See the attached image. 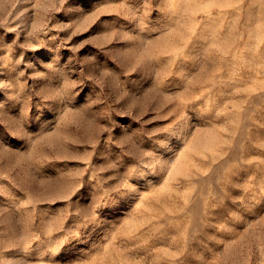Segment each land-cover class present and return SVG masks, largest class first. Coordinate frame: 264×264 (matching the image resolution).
Here are the masks:
<instances>
[{"label": "rangeland", "instance_id": "1", "mask_svg": "<svg viewBox=\"0 0 264 264\" xmlns=\"http://www.w3.org/2000/svg\"><path fill=\"white\" fill-rule=\"evenodd\" d=\"M0 264H264V0H0Z\"/></svg>", "mask_w": 264, "mask_h": 264}]
</instances>
